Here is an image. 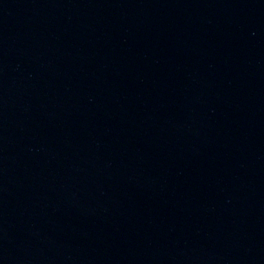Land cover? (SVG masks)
<instances>
[{
	"label": "water",
	"instance_id": "1",
	"mask_svg": "<svg viewBox=\"0 0 264 264\" xmlns=\"http://www.w3.org/2000/svg\"><path fill=\"white\" fill-rule=\"evenodd\" d=\"M264 219V0H0V264H210Z\"/></svg>",
	"mask_w": 264,
	"mask_h": 264
}]
</instances>
